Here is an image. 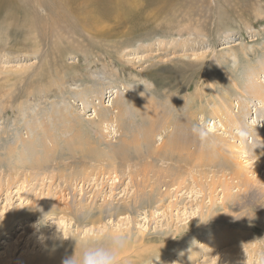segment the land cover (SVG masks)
I'll return each mask as SVG.
<instances>
[{"label": "rangeland", "instance_id": "rangeland-1", "mask_svg": "<svg viewBox=\"0 0 264 264\" xmlns=\"http://www.w3.org/2000/svg\"><path fill=\"white\" fill-rule=\"evenodd\" d=\"M262 86L264 0H0V263L264 264Z\"/></svg>", "mask_w": 264, "mask_h": 264}, {"label": "bare ground", "instance_id": "bare-ground-1", "mask_svg": "<svg viewBox=\"0 0 264 264\" xmlns=\"http://www.w3.org/2000/svg\"><path fill=\"white\" fill-rule=\"evenodd\" d=\"M36 2V1H35ZM40 4H38V6H39ZM40 7V6H39ZM90 20H92V18L90 19ZM216 60V59H215ZM55 80V79H54ZM262 88V92L261 93H258V92H255V90L252 88V87H249L248 88V92L250 93V94H254V95H257V96H260V97H262V98H264V86H262L261 87ZM262 95V96H261ZM220 100V99H219ZM102 101V100H101ZM222 102V101H221ZM144 103V102H143ZM145 104V103H144ZM219 105H222V104H220V103H218ZM230 105H228L227 107H225L224 106V109L223 110H220V111H218L217 110V108L215 107V111L216 112H213V115L214 116H216L217 118H219L220 119V121L224 124V126H225V128H228V126H230L232 123H234L235 122V124L236 125H239V124H243L244 122H243V117L241 116V118H240V115H237L238 116V118H237V116H235V115H233L232 113H231V109H230V107H229ZM222 107V106H221ZM147 109V107L144 105V108L142 109V110H146ZM103 112V111H102ZM243 112V111H242ZM124 111L122 110V109H119V111H117L116 112V116H115V118L113 119L114 120V122H116L117 123V120L118 119H120V118H122V116H124ZM243 114V113H242ZM104 116H105V114H104ZM236 118H237V120L238 121H235L236 120ZM157 122V121H156ZM150 127H151V130H154V124H153V127L150 125ZM232 127V126H231ZM249 130V129H248ZM150 131V130H149ZM251 132H250V134H254V130L253 129H251L250 130ZM152 133V132H151ZM257 136H259L258 134H257ZM254 137V136H253ZM218 139V138H217ZM260 139V138H259ZM264 139V138H263ZM257 140V139H256ZM184 142H186V145L188 144L187 143V141L186 140H184ZM218 142H219V147H222V146H226L227 145V147H228V149H229V152L233 155V158L235 159H240L241 158V156L243 155V154H248L245 150L247 149V147L248 146H245V145H242V146H239V147H237V146H235V143H227V140L226 139H224V138H219L218 139ZM263 142V141H262ZM189 145V144H188ZM221 145V146H220ZM260 145H261V143L260 144H258V146L256 147V146H254L253 147V150H252V152H250V157L248 158L249 160L251 159V160H253V159H255L257 156H263L264 155V153H262L261 152V150L258 148V147H260ZM257 148V149H256ZM190 152V151H189ZM188 152V153H189ZM255 152H257V156H251V154H253V153H255ZM189 155L190 156H192V153L190 152L189 153ZM248 155V156H249ZM260 158V157H259ZM261 159V161L263 160L262 158H260ZM260 159H259V161H260ZM264 161V160H263ZM262 161V162H263ZM252 164V163H251ZM244 165V164H243ZM243 165H240V169H239V171H237V174L239 175V176H242V183L244 184V185H246V186H249V188H250V192H251V194H261L262 195V197H263V200H262V205H261V210H262V212H264V185L261 183V182H251V180L247 177V174H246V172L249 170V166L248 165H246V166H243ZM263 165H264V163H263ZM254 166V165H253ZM256 168H258L257 166H260V163H257L256 165ZM224 185V184H223ZM35 259V258H34ZM29 261V260H28ZM31 262H33V264H38L37 262H35L34 260H31ZM8 262H5L4 264H7ZM1 264V263H0ZM9 264V263H8ZM20 264H29V263H26V262H22V263H20Z\"/></svg>", "mask_w": 264, "mask_h": 264}, {"label": "clouds", "instance_id": "clouds-1", "mask_svg": "<svg viewBox=\"0 0 264 264\" xmlns=\"http://www.w3.org/2000/svg\"><path fill=\"white\" fill-rule=\"evenodd\" d=\"M213 132L214 128L211 123L205 121L203 117L191 127L192 135L202 143L207 142ZM124 245V237L117 235L112 239L109 247L85 250L79 259L72 257L66 259L63 264H116L118 253Z\"/></svg>", "mask_w": 264, "mask_h": 264}]
</instances>
